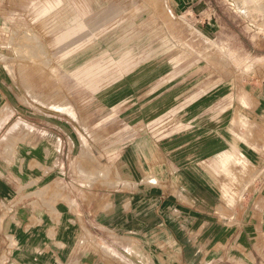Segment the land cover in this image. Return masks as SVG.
I'll list each match as a JSON object with an SVG mask.
<instances>
[{
	"label": "crops",
	"instance_id": "obj_1",
	"mask_svg": "<svg viewBox=\"0 0 264 264\" xmlns=\"http://www.w3.org/2000/svg\"><path fill=\"white\" fill-rule=\"evenodd\" d=\"M1 1L0 32L18 13L69 47L50 89L0 60V264H264V70L188 53L182 18L205 2ZM235 153L257 174L227 201Z\"/></svg>",
	"mask_w": 264,
	"mask_h": 264
},
{
	"label": "rangeland",
	"instance_id": "obj_2",
	"mask_svg": "<svg viewBox=\"0 0 264 264\" xmlns=\"http://www.w3.org/2000/svg\"><path fill=\"white\" fill-rule=\"evenodd\" d=\"M19 1L12 0V6H18ZM203 1L205 2L203 12L199 14L189 12L185 18H182V20L188 22V53L192 54L194 58L197 53L200 54L205 69L213 68V70L220 71V74H223L226 70H236L237 72L247 70V72L257 75L253 76L252 79L261 80L262 77L259 76L257 71L264 70V1L260 5H257L256 0ZM4 4L5 2L2 0V10ZM35 17V14H33L32 22L34 24L36 23ZM15 19L17 24L11 33L0 32L1 62L7 64L8 69H10L9 64L11 61L13 70L14 66V68H19L21 61H23L24 65L27 64L26 67L29 72L31 71L33 74V79H38L45 89H50L55 84L61 86L67 84V80L61 77V70L67 67L62 54L67 52L69 45L52 44L56 40L54 36L57 33H52L53 30L50 28L44 29L43 33L41 29L38 32L35 27L32 29L21 28L18 24V13L15 14ZM172 20L179 19L173 17ZM196 24L205 28L202 30ZM60 36L67 37L68 33L63 31ZM36 37H39L38 44L35 40ZM110 47L111 45L108 49ZM119 47L121 48V46ZM112 49L115 51L117 45ZM5 50L11 52V58ZM36 72H38V76ZM219 79L226 78L219 77ZM232 79L236 81L235 85L239 86L242 85L244 76H236ZM13 80L18 86V76L15 77L14 75ZM27 95L29 100L37 99L35 94L28 93ZM63 95L66 94H61V96ZM52 96L51 92H44L43 100H51ZM85 99L81 94H77V101H84ZM23 100L26 99L23 98ZM52 109L55 112H67V109L58 106H52ZM75 113L77 127H82L83 119L89 116V110L76 109ZM221 168L222 174L225 176L222 191L227 201L242 197L244 191H246L244 190L245 176L251 174L254 178L257 174L256 171L250 170L247 164L244 163V159L236 153L222 159ZM249 190L250 188H247V192ZM251 258L253 260L254 256Z\"/></svg>",
	"mask_w": 264,
	"mask_h": 264
},
{
	"label": "bare ground",
	"instance_id": "obj_3",
	"mask_svg": "<svg viewBox=\"0 0 264 264\" xmlns=\"http://www.w3.org/2000/svg\"><path fill=\"white\" fill-rule=\"evenodd\" d=\"M264 0H256L257 5H260L263 3ZM246 6V5H245ZM249 6V5H248Z\"/></svg>",
	"mask_w": 264,
	"mask_h": 264
}]
</instances>
